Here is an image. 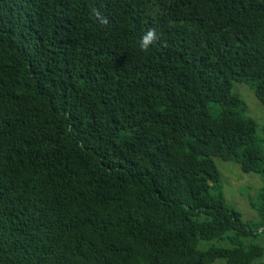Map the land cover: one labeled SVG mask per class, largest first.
I'll return each mask as SVG.
<instances>
[{
	"label": "trees",
	"instance_id": "16d2710c",
	"mask_svg": "<svg viewBox=\"0 0 264 264\" xmlns=\"http://www.w3.org/2000/svg\"><path fill=\"white\" fill-rule=\"evenodd\" d=\"M232 83L264 105V0H0V264H264V186L243 223L212 160L264 180Z\"/></svg>",
	"mask_w": 264,
	"mask_h": 264
},
{
	"label": "rangeland",
	"instance_id": "374dc122",
	"mask_svg": "<svg viewBox=\"0 0 264 264\" xmlns=\"http://www.w3.org/2000/svg\"><path fill=\"white\" fill-rule=\"evenodd\" d=\"M231 91L236 93L245 105V114L256 123V134L264 140V105L261 104L245 85L232 83ZM215 168L218 171L221 192L226 205L237 211L243 223H257L258 218L248 205V199L255 198L258 190L264 186L263 178L255 173H243L238 165L230 161H222L212 158ZM261 229L259 228L257 232ZM254 244L264 247V232L259 233L253 241ZM210 245H225L218 241H201L198 243L199 249H205ZM264 261V257L260 259ZM210 264H223V260L216 259Z\"/></svg>",
	"mask_w": 264,
	"mask_h": 264
},
{
	"label": "clouds",
	"instance_id": "9594fccd",
	"mask_svg": "<svg viewBox=\"0 0 264 264\" xmlns=\"http://www.w3.org/2000/svg\"><path fill=\"white\" fill-rule=\"evenodd\" d=\"M97 23L107 26L109 20L104 16L101 11L93 7L90 13ZM161 38V34L157 31L155 27H149L143 35L140 37L139 47L141 50H148L154 43H156Z\"/></svg>",
	"mask_w": 264,
	"mask_h": 264
}]
</instances>
